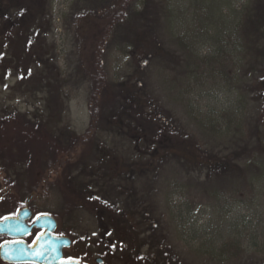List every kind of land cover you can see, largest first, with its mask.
I'll return each mask as SVG.
<instances>
[{"label":"rangeland","instance_id":"obj_1","mask_svg":"<svg viewBox=\"0 0 264 264\" xmlns=\"http://www.w3.org/2000/svg\"><path fill=\"white\" fill-rule=\"evenodd\" d=\"M256 1L135 0L141 15L111 34L103 59L140 120L103 128L66 168L57 158H76L90 123L87 54L121 0H23L29 13L15 19L5 0L0 184H36L18 190L21 203L38 195L36 213L55 216L89 264H264V76L247 72L245 35ZM164 114L213 159L198 168L159 153L146 123Z\"/></svg>","mask_w":264,"mask_h":264},{"label":"trees","instance_id":"obj_2","mask_svg":"<svg viewBox=\"0 0 264 264\" xmlns=\"http://www.w3.org/2000/svg\"><path fill=\"white\" fill-rule=\"evenodd\" d=\"M4 1L5 0H0V6L4 7ZM9 1L8 6L6 5L4 9L5 14L11 19H15L14 16L16 14L14 15V13L17 11L18 13L16 16L27 14V4H25L23 0H21L22 2L17 1L16 3H12L11 0ZM134 1L135 0H121V3L106 19V22L108 21L107 24L104 23V25H101V29L103 28L104 32L96 35L94 39L96 40L97 38L95 43L97 44L96 47L93 46V49L89 48L92 55L87 54L85 70L92 83L88 102L90 123L86 131L75 139V145L81 143L83 146L82 151L76 155V158L74 160H68L65 157L63 160L57 158L60 164L62 163L66 168L74 163L82 161L84 156H86L87 151H90L92 147L97 145V138L101 134L100 131L103 130V128L113 125L119 126V119H121L123 123H126L125 119L128 116H132L137 122L140 120L137 115H134L132 111L127 109L126 102H124L122 97L123 90L125 88L130 89L131 86L127 81L125 84L110 82L103 59L104 48L111 34L116 29L121 30L126 23L137 19L141 15V12L133 10L132 3ZM255 3L258 10L253 17L249 18L248 28L245 31V35L249 38V42L251 43L250 47L252 53L254 52L248 60L247 72L249 71L253 76L261 75L262 77L264 76V0H258ZM88 47H90V45ZM164 117L167 120L164 125L159 121H154L152 124L148 122L146 123L147 137L152 140V144L154 143L155 148L158 149L159 153L164 151L167 154L171 153L179 156L181 161L186 164L195 163L198 165V168L203 167L210 159H213L209 151L200 148L193 140V137L189 135L185 129L180 128V123L176 124L174 121L171 123V120L169 121L165 114ZM131 121L133 123V120ZM72 147L76 146L73 144L66 150L60 149L59 151L61 152L59 153L67 155ZM224 162L228 165V168L232 167L231 160L226 159ZM52 167L53 166L49 168L51 169ZM50 172L51 171H48V173ZM30 189L33 191L34 189L36 190V184H32ZM66 202L64 209L68 210L73 206L72 200ZM0 263L2 264L1 260Z\"/></svg>","mask_w":264,"mask_h":264},{"label":"water","instance_id":"obj_3","mask_svg":"<svg viewBox=\"0 0 264 264\" xmlns=\"http://www.w3.org/2000/svg\"><path fill=\"white\" fill-rule=\"evenodd\" d=\"M32 214L28 204L16 217L0 220V235L23 238L30 235L34 228L46 230L33 245L22 240L3 244L0 247V257L3 261L14 264H85L79 260H63V249L72 246V239L53 234L58 226L53 215L43 214L29 224L28 220ZM97 261L100 263L103 259L98 258Z\"/></svg>","mask_w":264,"mask_h":264},{"label":"flooded vegetation","instance_id":"obj_4","mask_svg":"<svg viewBox=\"0 0 264 264\" xmlns=\"http://www.w3.org/2000/svg\"><path fill=\"white\" fill-rule=\"evenodd\" d=\"M18 190L25 193V192H29L31 189L28 188L27 189L28 191H26V189L24 190L17 189L16 187H13L9 184H0V220H4L10 217H16L19 211L25 208L29 204V207L31 208L33 214H32V217L28 220V223L32 224L39 216L45 214V213H36L35 209L31 206L32 201L35 198L39 199V197L38 195L36 196L35 193H31L29 197L27 198V200L22 204L20 197L17 195ZM57 222H58V226L53 234L56 236H68L71 238V236L60 232V223L58 219H57ZM44 232H46L45 229L34 228L30 235L25 236L23 238L10 237L8 235H0V247L5 243H11V242H16L20 240L25 241L29 245H33L35 241L37 240V238L40 235H42ZM72 247H73V239H72V246L66 247L63 249V260H79L85 264H89L87 262H84L80 258H77L76 254L71 251ZM0 260L2 264H14V263H8V262L3 261L1 257H0ZM96 263L103 264V261L99 263L96 259ZM23 264H36V263H23Z\"/></svg>","mask_w":264,"mask_h":264}]
</instances>
